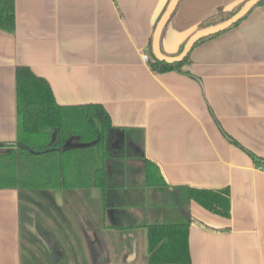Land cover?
Listing matches in <instances>:
<instances>
[{
  "label": "crops",
  "instance_id": "0c3cea01",
  "mask_svg": "<svg viewBox=\"0 0 264 264\" xmlns=\"http://www.w3.org/2000/svg\"><path fill=\"white\" fill-rule=\"evenodd\" d=\"M167 1L14 0L15 30H0V144L16 140L15 72L28 67L59 106L102 105L113 127L131 130L129 147L159 167L164 184L145 186L137 155L115 156L122 164L120 210L133 225L122 229L112 228L99 188L23 200L18 190H0V264H33L26 243L46 219L61 240L59 256L47 253L58 264H148L149 226H164L168 240L179 241L183 231L171 225L186 215L190 264H264V163L255 165L248 154L264 159V3L193 47L181 72L155 73L149 43ZM242 1L180 0L163 52L174 53L204 19ZM85 170L80 180L91 184ZM187 187L228 188L230 217L186 204Z\"/></svg>",
  "mask_w": 264,
  "mask_h": 264
},
{
  "label": "trees",
  "instance_id": "16d2710c",
  "mask_svg": "<svg viewBox=\"0 0 264 264\" xmlns=\"http://www.w3.org/2000/svg\"><path fill=\"white\" fill-rule=\"evenodd\" d=\"M246 1L243 0L230 10L219 8L216 13L199 23L196 30L227 20ZM263 3L264 1L257 6ZM0 30L8 34L15 30L14 0H0ZM217 35L199 40L194 47ZM184 42L170 55H178ZM149 51V64L155 73L181 72L182 67L189 61V54L177 63L157 61L151 52V40ZM161 51L164 53L162 47ZM15 80L17 133L14 142L0 144V190H18L23 200L29 194L38 195L54 190H72L88 186L99 188L104 206L111 212L112 228H133L128 214L120 210L124 195L123 186L117 176L122 164L115 156L137 155L143 161L144 184L147 187L160 188L164 184V178L159 167L145 159L139 148L129 147L131 130H124L123 137H116L117 146L111 144L118 129L112 126L111 119L102 105L59 106L46 80L36 76L28 67H17ZM228 139L237 145L230 137ZM248 154L255 165L264 163V159ZM86 164L92 171L91 184H87L85 179L80 180V176L86 174ZM183 191L186 193V204L194 201L211 213L224 218L230 217L228 188L200 190L187 187L183 188ZM114 205L117 207L110 209ZM190 222V217L186 215L182 223L171 225L183 231L182 238L174 242L168 240L164 226H149L151 254L148 264H190L187 241ZM23 225L21 219V226ZM165 238L166 241L161 244Z\"/></svg>",
  "mask_w": 264,
  "mask_h": 264
},
{
  "label": "water",
  "instance_id": "95a60500",
  "mask_svg": "<svg viewBox=\"0 0 264 264\" xmlns=\"http://www.w3.org/2000/svg\"><path fill=\"white\" fill-rule=\"evenodd\" d=\"M264 0H247L242 7L230 18L227 20L220 22L215 25H211L199 30L196 28L190 33L188 37L179 41L178 47L175 52L178 50L181 43L184 41V46L182 51L178 55H167L162 53L161 51V41L164 30L169 23L172 15L174 14L180 0H168L162 14L160 15L151 38V52L153 57L157 61L165 62V63H177L181 62L192 50L194 45L201 39L208 38L226 30L230 29L236 23L240 22L252 9H254L259 3ZM172 54V53H171ZM119 134L123 137V131L119 130Z\"/></svg>",
  "mask_w": 264,
  "mask_h": 264
},
{
  "label": "rangeland",
  "instance_id": "374dc122",
  "mask_svg": "<svg viewBox=\"0 0 264 264\" xmlns=\"http://www.w3.org/2000/svg\"><path fill=\"white\" fill-rule=\"evenodd\" d=\"M35 201L39 204L40 202L42 203L41 199H35ZM36 206V205H34ZM34 209H37V207H34ZM38 210H35V212L37 214ZM64 213V212H63ZM44 224L42 226V229L39 228L38 222L36 223V233L32 234V237L29 239L30 242L29 244L26 243L29 247V250L31 251L32 254H35V256L37 257L36 260L34 262H31L33 264H58L57 262H60L58 259L55 260L53 259V257L47 255L48 252H51L52 254L54 253V255H58L59 253H61L62 248H60V244H61V240L56 237L51 231H49V228L51 229L55 224L51 222V226H49L48 224V219L43 220ZM39 230V231H38ZM27 238V235H25ZM99 249L103 252L102 247L100 246ZM85 250V256L87 255V259H89V252L87 250V248L84 249ZM83 250V251H84ZM60 256L62 257V254H60ZM84 256V255H83ZM84 256V257H85ZM83 259V258H82ZM107 261V259H106ZM82 260L80 259V261H78L77 263L74 264H84L81 263ZM87 264H94V263H87Z\"/></svg>",
  "mask_w": 264,
  "mask_h": 264
},
{
  "label": "built area",
  "instance_id": "2783aa9c",
  "mask_svg": "<svg viewBox=\"0 0 264 264\" xmlns=\"http://www.w3.org/2000/svg\"><path fill=\"white\" fill-rule=\"evenodd\" d=\"M144 59H145V60H148V56H144Z\"/></svg>",
  "mask_w": 264,
  "mask_h": 264
},
{
  "label": "flooded vegetation",
  "instance_id": "af4514ba",
  "mask_svg": "<svg viewBox=\"0 0 264 264\" xmlns=\"http://www.w3.org/2000/svg\"><path fill=\"white\" fill-rule=\"evenodd\" d=\"M114 145H116V146H117V143H115Z\"/></svg>",
  "mask_w": 264,
  "mask_h": 264
}]
</instances>
